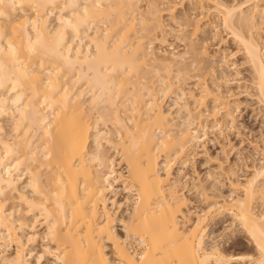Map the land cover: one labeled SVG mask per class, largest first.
I'll list each match as a JSON object with an SVG mask.
<instances>
[{"label":"bare ground","instance_id":"obj_1","mask_svg":"<svg viewBox=\"0 0 264 264\" xmlns=\"http://www.w3.org/2000/svg\"><path fill=\"white\" fill-rule=\"evenodd\" d=\"M137 2L0 0V263H32L24 249L39 236L26 215L39 210L36 216L43 217L46 227L42 238L50 244L45 252L57 264H237L246 256H230L220 244L210 249L206 244L210 226L226 213L249 237L257 255L250 259L264 264V211L255 207L258 199L264 203V163L246 182L230 179L240 196L210 207L188 224L191 212L184 211L187 198L183 185L173 179L172 165L179 154L206 139L208 123L213 130L225 128L234 116L232 104L220 90L200 80L202 84L190 88V96L200 106L207 99L214 105L195 112L185 98V88L178 86L177 102L185 116L180 124L173 121L160 95L172 93L171 72L179 66L177 76L178 71L184 73L188 53L176 52L173 44L168 45L170 53L159 51L153 48L154 39H145L154 30L167 37L162 16L170 15L175 21L177 6L163 9L160 1L150 0L146 17L137 14ZM211 2L215 7L208 11L221 18L251 65L255 97L264 106V47L256 36V30L264 29V0ZM57 9H61L59 22L51 29L49 17ZM143 25L153 26L148 28L152 33ZM197 27L201 29L197 23L194 34ZM176 31V39L188 47L183 30ZM196 58L191 64L198 62ZM5 116L14 122L12 139L2 124ZM109 121L116 127V137L101 128ZM35 136L40 146L33 142ZM103 142L121 152L126 172L115 169ZM42 168L50 172L46 179ZM23 182L33 197L19 187ZM119 182L135 197L131 216L123 223L125 238L115 229L118 211H112V206L116 201L108 198ZM9 192L31 212L8 210ZM36 216L35 223L39 222ZM28 230V235L20 234ZM131 240L141 246L139 252L128 246ZM13 243L16 252L5 255V248Z\"/></svg>","mask_w":264,"mask_h":264},{"label":"rangeland","instance_id":"obj_2","mask_svg":"<svg viewBox=\"0 0 264 264\" xmlns=\"http://www.w3.org/2000/svg\"><path fill=\"white\" fill-rule=\"evenodd\" d=\"M137 1H139L137 2V5L135 4V9L136 6L138 7L137 9H139V11H137V14H145L149 10L148 1L150 0ZM158 1L162 3V6H160V8L162 7L163 9L173 4L177 6L174 12L175 17L173 15L175 21L172 20L173 18L170 15L163 14L162 20L165 25L164 30L168 31L166 35L167 37H160L159 30V32L157 30V32H154L155 30L153 31V33L150 32L149 30H151L153 27H151V25H148L149 30L146 27L147 25H143V27L147 28L145 29L147 33H152V36L151 34L150 36L148 35L149 37H147L145 41L147 40L146 42H149L150 40L153 41L154 39L153 48L159 51H167L170 53L173 50H171L168 45L173 44V47H176V52H185V54L188 53V55H186L188 57H186L187 59L185 61V64H187L188 67L184 71L185 74L182 72V70L181 72L183 73V75L180 71H178L180 76H177L178 73L176 69L179 66H175L171 72L172 80H170L171 82L173 81L172 83H174L175 88L173 87V89H171L172 91H169V93H172L167 94L166 96H159L160 98L164 99H161L163 109L168 110L167 112L171 111V114L173 116L172 119L175 123H182L181 120L184 119L182 117L185 116V112H183V109H181L180 107V101L177 102V95L181 93L177 88L178 86H181L183 89L185 88L186 92L188 93V96H186L185 98L188 99L187 102L191 105V108L195 109V112H199V110L203 111V109L206 110L207 108L211 109L214 105V103L211 102L212 99H207V103L205 102L206 104L204 103L202 106H200V104L195 102V99H193L189 94V91L191 90L190 88L192 86L194 88L195 84H197L201 80L202 82L206 81V83H208V85L212 87L211 89L214 88L213 90L217 89L222 92L224 97L231 102L234 115V118L232 117V122V118H230V120L227 119L225 128L221 127L223 128V130L221 128L218 129V127V130H213V128H211L212 124L210 123V125L208 123V128L210 129H206V139H204L202 143H199L195 147H192L191 149L185 151L183 154H179V157H177V159L174 161V165H172L173 179H178L180 181V185H183L182 192L187 198L188 208L186 207L184 211L186 213L191 212V215L188 216V218L190 219L188 224L190 225L194 221H196L198 215L202 214V212L204 211H207L210 207L216 206V204H223L225 200L231 197H235L236 195L240 196L242 192L239 190L237 191L233 188L230 179L235 177L243 182H246V180L254 176L255 167H259L264 163V106H262L263 104H260V102L257 101L258 99L255 97L256 89L255 85L253 84V70L250 67L251 65H249L246 57L244 56L245 54L243 53V51H241V47L238 46L239 44L236 43L234 39H232L227 29L224 28V24H221V18L210 13V10L208 11L210 7H215L214 3L211 2V0H207L210 1V3L205 2L206 0H200V2H198L199 0L197 2L195 0H168V3H165L164 0ZM221 1H224V3L227 4H233V2L237 4L244 0ZM202 8H204V11L205 8H207L206 12L202 11ZM248 9H246V11ZM60 10H55L53 15H50L49 17L51 29L55 28V26L58 25L59 21L57 20V18L59 16V13L61 12ZM64 12L66 13V11ZM207 12H209L212 16ZM29 13H32V11L30 10ZM257 17L258 20L259 18L261 19V15H257ZM211 18L213 20H211ZM199 19H201V22H197L199 21ZM216 22L217 24H215ZM139 23L140 22L138 21L136 22L138 30L140 28V26H138ZM197 23L198 26H201V29L200 27H197L198 33L194 34V28L196 27ZM210 23H213L212 27L210 26ZM140 25L142 26V24ZM143 27L142 30L144 29ZM170 28L172 30L174 29V32L172 30L170 31ZM176 30H183L182 36L184 39L187 38L186 42H188V47H186L187 43L185 45V43L179 41L178 38L176 39ZM178 31L176 32L178 33ZM263 31L264 29L260 30L261 33H258V31L256 30V36L257 38L259 37V40L264 47ZM143 32L140 33L144 34ZM146 32L145 34L147 35ZM164 38L167 39L165 40ZM162 39L167 42H164L163 44ZM202 52L206 53L204 54V56L206 55L205 57L203 56ZM195 58L196 60H198V62L196 61L198 64L196 62H194L195 64H191L193 61H195ZM184 67H186V65ZM150 69L152 73L153 67H150ZM146 70L148 71V69ZM162 71L164 70H161V73L165 72ZM71 73L73 74L74 72H70V78L72 77L70 76ZM144 74L146 75V73ZM152 80L155 79L153 78ZM202 82H199L198 84H202ZM201 86L202 85H200V87ZM199 90L200 89L196 90V92L194 90V92L198 94L200 93ZM86 98L88 99V97ZM175 102H177V104ZM10 119L11 118L7 116L2 118V124L3 126H5L4 129L6 130L5 132L10 136L9 139L11 138V136L13 138V136H15L16 134L15 131L12 130L15 129L14 122ZM106 124H108V128L104 126L105 123L101 124V128L104 131L110 130L113 133L111 134V136L116 137V127L112 125L110 121ZM228 124L230 125L228 126ZM206 132L204 131L202 133ZM29 136L30 138H32L33 134L32 136ZM33 142L36 144V146H40L39 138L36 137L35 140L33 139ZM103 145L104 150L107 151L105 153L115 160V169L118 172H126L127 169L126 165H124L122 161L121 152L107 145L105 142H103ZM183 160L186 161V166H182L180 164V162ZM179 169L181 170V172H179ZM229 172L232 174L231 178L229 176ZM40 173L43 175V179H46L48 174H50L47 168H42L40 170ZM23 177H25L23 178V181L26 182V178L28 176L24 175ZM24 182L23 184H20L19 187L31 197L33 195L32 190H30L28 185L26 183L24 184ZM122 184V182L115 183L114 187L116 190L114 191L116 193H109L108 198L111 200L114 199L116 201V205H113L111 204V200H109V206L111 207L113 205L112 211H115V213L116 211H118L116 215V218L118 220L116 222L115 229L122 238H125L127 236L125 234L126 231L123 226L127 222L126 220L131 216V202L133 201L132 198L134 199L135 197L134 194H129L127 190H125V187L123 186L124 184ZM16 197L17 196L12 192L8 193L6 197L8 198V200L6 201V203L8 202V210L20 209L21 214L22 212L24 213L25 211L31 210L28 208L29 206L25 205V203H21L20 200ZM256 202L257 203L255 204V207L257 208V210L264 211L263 201L261 199H258ZM32 211L34 212L35 210ZM33 212H31L33 215H26V219L29 224H34L35 232L38 233L39 237L35 241H33L30 246H25L26 248L24 249V255L28 253L26 256L30 260V263L32 262L31 264H37L39 262V255L43 253V260L40 259V264H57V261L54 260L55 258L53 256H50L49 253L45 252V247L49 246L50 244L47 242V240L43 241L42 238L46 233V227L42 225L44 219L43 217L39 219L40 214L39 216H36L38 215L39 210H36L35 213ZM21 214H19V216ZM34 215L39 219V222L35 223ZM120 220L123 222H121ZM209 230V236L207 238L208 240L206 241L207 248L210 249L211 247H213V245L220 244L221 246H219L223 248V250L230 256H246V259L245 257H243V261H237V264H255V262L253 263L252 259H250V256H255L256 258V251L254 250L252 243L250 239H248L249 237L247 236L245 231H243V229L239 226V223H236V221H234L233 217L230 214L226 213L217 218V220L212 223ZM26 232L29 233L31 231H25L23 232L24 234L22 233V231H20V234L23 236L28 235ZM127 244L133 251L139 252L141 249V246L139 247V245L134 240H131V242L127 241ZM110 248L111 246L108 247V253L110 252ZM5 249V252L7 253H5V255H11L16 252L17 246L13 243ZM109 255H112L111 252L109 253ZM2 263L6 264L3 261L0 264Z\"/></svg>","mask_w":264,"mask_h":264}]
</instances>
